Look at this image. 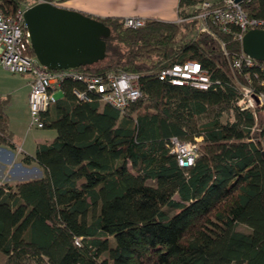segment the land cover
<instances>
[{
  "label": "trees",
  "instance_id": "trees-1",
  "mask_svg": "<svg viewBox=\"0 0 264 264\" xmlns=\"http://www.w3.org/2000/svg\"><path fill=\"white\" fill-rule=\"evenodd\" d=\"M19 5L0 0L9 13ZM241 7L264 19V0ZM195 14L183 9L181 23L149 20L139 29L97 19L110 29L106 56L76 70L138 74L141 98L119 111L96 97L78 100L84 86L62 82V98L44 116L53 140L22 158L42 177L0 183L2 264H264V102L238 106L246 88L264 99V63L233 69L243 53L236 27L201 32ZM187 60L218 84L158 80L160 69ZM6 102L0 149L13 150ZM171 138L197 146L190 167L178 166Z\"/></svg>",
  "mask_w": 264,
  "mask_h": 264
},
{
  "label": "built area",
  "instance_id": "built-area-1",
  "mask_svg": "<svg viewBox=\"0 0 264 264\" xmlns=\"http://www.w3.org/2000/svg\"><path fill=\"white\" fill-rule=\"evenodd\" d=\"M243 1L239 3L233 0H222L219 3L201 1L192 18L199 21L201 32L208 30V24L223 33H229L234 26L236 31L233 36L241 41L247 31L264 29V19L249 17L241 7ZM38 2L43 0H36V3ZM28 7L30 6L19 5L10 13L0 7V67L11 74L32 77L27 97L30 129H44V116L57 102L54 94L61 92L62 82L66 79H72L84 86V91H74L78 100L83 102H90L96 97L99 103L123 111L132 102L141 98L139 75L135 73L108 71L93 75L76 69L51 71L40 65L34 54L30 53V36L23 18ZM183 21L185 19L180 18L176 23ZM146 22L139 17H126L122 20L123 27L127 29L142 28ZM258 63L242 53L232 59V68L240 71L243 68L255 67ZM156 76L158 80L167 81L173 86L198 90H208L214 84H218L210 80L208 73L199 62L192 60L165 66L156 73ZM261 85L264 86V81ZM242 96L238 106L244 109L256 108L264 102L262 95L256 96L248 88L244 90ZM169 149L176 157L179 167L187 168L193 164L197 152L195 144L171 138Z\"/></svg>",
  "mask_w": 264,
  "mask_h": 264
},
{
  "label": "water",
  "instance_id": "water-1",
  "mask_svg": "<svg viewBox=\"0 0 264 264\" xmlns=\"http://www.w3.org/2000/svg\"><path fill=\"white\" fill-rule=\"evenodd\" d=\"M23 18L33 54L48 70L91 66L106 56L110 29L93 17L43 1L28 7ZM240 46L246 56L264 63V29L247 31Z\"/></svg>",
  "mask_w": 264,
  "mask_h": 264
},
{
  "label": "rangeland",
  "instance_id": "rangeland-1",
  "mask_svg": "<svg viewBox=\"0 0 264 264\" xmlns=\"http://www.w3.org/2000/svg\"><path fill=\"white\" fill-rule=\"evenodd\" d=\"M20 5L31 6L36 3V0H19ZM198 2V1H196ZM194 10V9H192ZM32 77L29 75L11 74L0 67V98L7 102L3 112L7 118L10 132H13L12 140L18 146L23 140H27L26 151L34 152L35 139L40 136L49 137L55 132L49 129H30L29 128V112L27 105V95L30 91V83ZM56 100L62 98L61 92L54 94ZM223 121L226 117H223ZM52 136V137H54ZM53 139V138H51ZM14 153H19L14 151ZM23 157V156H22ZM22 157H15L13 151L0 149V183L10 186L16 183L38 179L42 177L41 170L30 165L25 166L22 162ZM236 230L247 233L249 230L244 225H237ZM4 257L0 255V263L2 264Z\"/></svg>",
  "mask_w": 264,
  "mask_h": 264
},
{
  "label": "crops",
  "instance_id": "crops-1",
  "mask_svg": "<svg viewBox=\"0 0 264 264\" xmlns=\"http://www.w3.org/2000/svg\"><path fill=\"white\" fill-rule=\"evenodd\" d=\"M183 1L186 0H50L48 2L55 6L74 10L99 20L107 18L123 20L126 17H139L146 21L155 20L165 23H176L181 18L180 12L183 9L191 12L197 8L201 1L219 3L222 0H189L194 2L198 1L194 7H184L181 3ZM11 134L13 135L12 131ZM52 136H54L53 133L52 135H49V137L40 136L38 137L39 139H35V148L37 144L51 142L53 140L51 138H54ZM12 143L14 145L13 150L7 148L1 149L11 152L13 151V155H15L16 158L24 155L33 156L34 152L31 153L30 151H26L27 140H23L19 146L13 142V140ZM14 151L19 153L15 154ZM31 165L37 167L34 163ZM25 166L27 167L30 165Z\"/></svg>",
  "mask_w": 264,
  "mask_h": 264
}]
</instances>
